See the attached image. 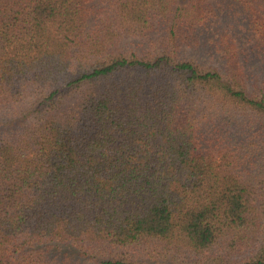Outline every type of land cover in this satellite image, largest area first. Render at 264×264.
Returning a JSON list of instances; mask_svg holds the SVG:
<instances>
[{"label":"trees","instance_id":"trees-1","mask_svg":"<svg viewBox=\"0 0 264 264\" xmlns=\"http://www.w3.org/2000/svg\"><path fill=\"white\" fill-rule=\"evenodd\" d=\"M0 264H264V0H0Z\"/></svg>","mask_w":264,"mask_h":264}]
</instances>
